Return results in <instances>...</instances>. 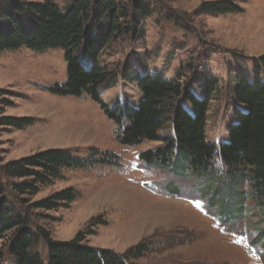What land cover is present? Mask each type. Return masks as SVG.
I'll return each mask as SVG.
<instances>
[{
  "label": "rangeland",
  "instance_id": "rangeland-1",
  "mask_svg": "<svg viewBox=\"0 0 264 264\" xmlns=\"http://www.w3.org/2000/svg\"><path fill=\"white\" fill-rule=\"evenodd\" d=\"M53 1L61 8L67 5L64 0ZM132 1L124 2L132 6ZM218 1L224 0H146L152 14L138 20L139 31L127 32L129 24L121 23V35L100 48L101 65L116 72L100 88L102 104L87 95L63 97L50 92L68 79L63 50L0 53V90L9 92L14 103L5 116L31 122L22 130L0 126L1 164L52 149L70 150L84 159L99 151L104 159L113 155L119 162L64 169L53 186L35 197L13 196L11 187L18 181L5 179L0 172L5 197L28 215L31 231L43 228L51 240L63 242L80 233L90 247L119 255L143 243L146 252L136 264H264V246L250 244L258 231L251 226L259 218L252 217L241 227L222 222L208 205L209 196L201 192L200 180L141 159L143 153L163 147L161 141L122 145L117 140L119 127L106 110L127 103L138 106L143 98L139 83L147 73L180 79L198 99L209 100L207 142H228L239 108L234 103L237 76L253 83L256 59L264 55V0H235L242 10L236 14L198 12L203 4ZM85 64L89 68L91 62ZM181 104L192 112L190 102ZM172 134L170 122L159 131L161 139ZM69 188L77 193L70 207L57 211L34 207ZM214 199V204L223 205L221 196ZM253 205L250 201L249 207ZM91 221L99 224L95 231H87ZM12 237L9 233L0 242V264H18L9 252ZM33 251L48 263L45 242Z\"/></svg>",
  "mask_w": 264,
  "mask_h": 264
},
{
  "label": "trees",
  "instance_id": "trees-1",
  "mask_svg": "<svg viewBox=\"0 0 264 264\" xmlns=\"http://www.w3.org/2000/svg\"><path fill=\"white\" fill-rule=\"evenodd\" d=\"M64 1L67 5L61 8L53 0H0V53L23 48L39 52L61 49L68 63V79L51 87L50 92L63 97L87 95L102 104L100 88L113 80L116 72L101 65L100 48L115 40V35H121V23L129 24L127 32H138V20L152 14L151 6L146 0H133L132 6L125 5V0ZM198 12L226 15L242 10L235 0H224L205 3ZM96 34L98 40L94 38ZM87 61L91 62L89 68ZM179 80L147 73L139 83L143 98L138 106L127 103L106 109L119 127L117 140L127 147L161 141L163 147L143 153L141 159L149 166L168 167L178 176L200 180L204 185L201 192L209 196L208 205L217 211L222 222L241 227L246 220L259 218L251 226L258 231L250 244L253 248L257 244L264 246V55L256 59L253 83L237 76L234 103L239 108L235 110L236 123L228 130V142H207L209 100L198 99ZM11 97L9 92L0 90V126L22 130L31 124L29 119L5 116L6 109L14 105ZM181 101L190 102L192 112ZM168 122L173 134L161 139L159 131ZM92 154L84 159L70 150L52 149L0 162V172L5 179L18 181L12 184L13 196L35 197L53 186L64 169L119 165L116 156L104 159L99 151ZM5 193L0 184V242L12 233L9 252L18 264H46L33 251L41 242L48 248L47 264H136L134 261L145 255L143 243L119 255L90 247L80 233L71 241L51 240L43 228L31 231L28 215L14 209ZM214 195L222 197L221 207L214 204ZM76 196L72 188L61 190L34 207L57 211L70 207ZM250 201L254 203L252 208ZM97 225L91 221L87 231H95Z\"/></svg>",
  "mask_w": 264,
  "mask_h": 264
},
{
  "label": "snow or ice",
  "instance_id": "snow-or-ice-1",
  "mask_svg": "<svg viewBox=\"0 0 264 264\" xmlns=\"http://www.w3.org/2000/svg\"><path fill=\"white\" fill-rule=\"evenodd\" d=\"M194 206H195V202H193Z\"/></svg>",
  "mask_w": 264,
  "mask_h": 264
}]
</instances>
